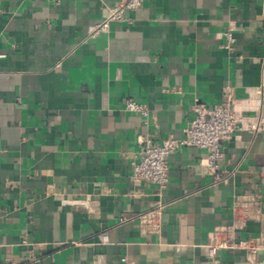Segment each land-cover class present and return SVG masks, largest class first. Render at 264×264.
<instances>
[{"label":"crops","instance_id":"obj_1","mask_svg":"<svg viewBox=\"0 0 264 264\" xmlns=\"http://www.w3.org/2000/svg\"><path fill=\"white\" fill-rule=\"evenodd\" d=\"M118 1L0 0V264H264V127L223 142L220 179L187 146L166 189L131 179L143 138L182 137L195 103L264 124V0H147L93 35ZM218 229L257 251L210 256Z\"/></svg>","mask_w":264,"mask_h":264},{"label":"built area","instance_id":"obj_2","mask_svg":"<svg viewBox=\"0 0 264 264\" xmlns=\"http://www.w3.org/2000/svg\"><path fill=\"white\" fill-rule=\"evenodd\" d=\"M147 0H119L111 8L110 14L105 19L99 21L93 35L101 32H107L114 25L126 24L128 22L125 17L127 10H135L142 7ZM225 42L222 45L227 51H231L237 41L234 28L231 25L225 27L223 31ZM124 109L131 112L140 113L144 117L149 116V109L146 105L141 104L133 98H127ZM194 115L183 129V136L180 138L166 137L161 142H156L150 135L143 138V146L135 159L132 160L133 182H144L155 184L160 190L167 188L169 183V164L168 158L180 147H197L206 150L204 158L205 164L209 167L211 173L217 179L222 174L221 161L224 158L222 144L229 139L238 129L246 128L251 132H257L264 124L261 122H253L243 125L241 118L233 107L232 103L227 101L208 107L203 103H195L192 107ZM158 209L141 215V221L149 230L156 229L153 220L157 216ZM242 220L235 215V221H244L250 216V210L242 211ZM223 230L218 229L215 232L214 240L207 245L209 255L214 257L222 249H232L243 247L250 253L254 254L258 245L254 239H241L236 241L232 236L226 238L219 237ZM227 232H229L227 230ZM229 234V233H228ZM106 240V236H103ZM40 251H46L47 245L42 243L38 245ZM123 264H133L128 257L122 258Z\"/></svg>","mask_w":264,"mask_h":264}]
</instances>
